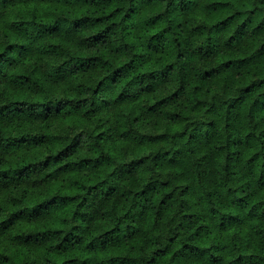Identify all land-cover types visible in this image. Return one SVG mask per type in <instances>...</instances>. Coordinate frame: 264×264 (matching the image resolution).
Listing matches in <instances>:
<instances>
[{
  "label": "trees",
  "instance_id": "1",
  "mask_svg": "<svg viewBox=\"0 0 264 264\" xmlns=\"http://www.w3.org/2000/svg\"><path fill=\"white\" fill-rule=\"evenodd\" d=\"M0 264H264V0H0Z\"/></svg>",
  "mask_w": 264,
  "mask_h": 264
}]
</instances>
